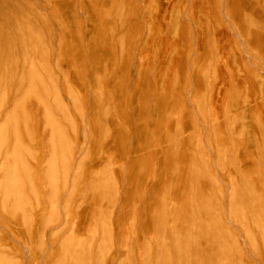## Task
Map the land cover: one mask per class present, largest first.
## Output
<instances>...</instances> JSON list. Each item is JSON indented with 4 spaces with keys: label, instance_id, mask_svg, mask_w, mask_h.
<instances>
[{
    "label": "rangeland",
    "instance_id": "obj_1",
    "mask_svg": "<svg viewBox=\"0 0 264 264\" xmlns=\"http://www.w3.org/2000/svg\"><path fill=\"white\" fill-rule=\"evenodd\" d=\"M177 209L264 264V0H0V264H176Z\"/></svg>",
    "mask_w": 264,
    "mask_h": 264
},
{
    "label": "bare ground",
    "instance_id": "obj_2",
    "mask_svg": "<svg viewBox=\"0 0 264 264\" xmlns=\"http://www.w3.org/2000/svg\"><path fill=\"white\" fill-rule=\"evenodd\" d=\"M25 37H27V36H25ZM29 38V37H28ZM27 38V39H28ZM24 40V39H23ZM29 40H31V39H29ZM24 42H25V40H24ZM49 122V121H48ZM50 123V122H49ZM52 123H53V121H52ZM60 131H58V133H59ZM61 136V135H60ZM58 137V136H57ZM60 137H58V139H59ZM190 168V167H189ZM188 171H190V170H188ZM54 176H52V178H53ZM155 185H157V184H155ZM179 187V186H178ZM178 189V188H177ZM176 189V190H177ZM181 191V190H180ZM176 193H177V191H176ZM242 193V192H241ZM12 194H14V193H12ZM172 195H175V193L174 194H172ZM242 196V195H241ZM204 198H205V196H203ZM251 197V196H250ZM180 198H181V196H180ZM206 199V198H205ZM203 202V201H202ZM205 202H207V201H205ZM204 202V203H205ZM240 203V202H239ZM163 205V204H162ZM240 205V204H239ZM184 206V205H183ZM164 207V205L162 206V208ZM191 208V207H190ZM189 208V209H190ZM164 209V208H163ZM182 210V209H181ZM187 210V209H186ZM191 210V209H190ZM239 210V209H238ZM163 212L162 213H164V210H162ZM179 211H180V209H179ZM178 211V209L177 210H171V211H169L170 212V214H167V216H165L166 218H165V221L166 220H171V232H172V234H171V238H172V242H173V255H172V258L174 259V262L176 263V264H218V263H215V259L214 258H211V257H206V255H204L203 257H201L196 251H197V249H199L200 247H202L201 246V243H199L200 241H199V238H197L196 240H194V241H190L189 239L188 240H182L181 238L183 237V233H182V231H180L181 230V228L178 230V229H176L177 227H176V225L173 223V221H176L175 219H176V217H177V219H178V216H179V212ZM191 212V211H190ZM196 212V211H195ZM210 212H208V214H209ZM137 214V213H136ZM161 215V214H160ZM160 215H158V216H160ZM184 215V214H183ZM212 215V214H211ZM207 216V215H206ZM201 217V216H200ZM239 217H242V215H240ZM204 218V217H203ZM209 218H210V215H209ZM244 218V217H243ZM243 218H241L242 220H244ZM211 219H212V216H211ZM240 219V218H239ZM240 219V220H241ZM164 220V217H161L160 219H159V222H161V221H163ZM186 220V219H185ZM190 219L188 218V221H189ZM200 220H202V219H200ZM203 221V220H202ZM201 222V221H200ZM204 222H206V220H204L203 221V223H201V227H202V224H205ZM187 222L185 221V224H186ZM182 224V223H181ZM188 224H189V222H188ZM183 226H184V224H182ZM160 226V225H159ZM163 226V225H162ZM58 227V226H57ZM167 227H169V226H167ZM176 227V228H175ZM180 227H181V225H180ZM184 227H186V225L184 226ZM200 227V228H201ZM170 228V227H169ZM205 228H206V226H205ZM212 228V227H211ZM162 229V228H161ZM192 229V228H191ZM209 229H210V227H209ZM215 229V228H214ZM161 231V230H160ZM201 231V230H200ZM207 231V230H206ZM205 231V232H206ZM209 231V230H208ZM185 232V231H184ZM199 232V231H198ZM211 231H209V233H210ZM163 233V232H162ZM204 233V232H203ZM202 233V234H203ZM161 234V233H160ZM188 234V233H187ZM187 234L185 233V235L187 236ZM210 236L212 237L211 238V240L212 239H214L215 238V236L212 234V233H210ZM263 236V235H262ZM188 237V236H187ZM207 238V237H206ZM219 239H221L220 238V236L218 237ZM160 239V238H159ZM262 239V238H261ZM264 239V238H263ZM163 240V239H162ZM156 243H157V241H155ZM163 243V241H161V244ZM158 246V245H157ZM160 246V245H159ZM161 246H163V245H161ZM199 247V248H198ZM158 249V248H157ZM189 249H192L195 253H194V255L193 256H189V255H183L182 253L185 251V250H189ZM220 249V251L221 252H223V253H227V254H230V251H231V248H229V247H220L219 248ZM165 250V249H164ZM165 253V252H164ZM214 253V252H213ZM160 254V253H159ZM163 255V254H162ZM229 256V255H228ZM155 257H156V255H155ZM163 258V257H162ZM161 259V258H160ZM164 259V258H163ZM158 260H159V258H158ZM221 260V259H220ZM162 262V263H161ZM160 263L161 264H167V263H164L163 261H160ZM223 263V262H222ZM229 263V262H228ZM158 264V263H157ZM227 264V263H226Z\"/></svg>",
    "mask_w": 264,
    "mask_h": 264
}]
</instances>
